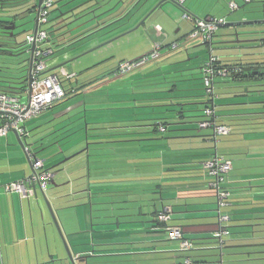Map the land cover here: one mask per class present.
Wrapping results in <instances>:
<instances>
[{"label": "crops", "instance_id": "crops-1", "mask_svg": "<svg viewBox=\"0 0 264 264\" xmlns=\"http://www.w3.org/2000/svg\"><path fill=\"white\" fill-rule=\"evenodd\" d=\"M222 1L224 0H193L190 4L189 0L184 2L185 12L192 16H218L226 19V23L220 26L211 41L205 43L201 39L199 44L197 41L192 42L193 48L204 45L203 48L208 53L201 57L197 66L193 63L192 66L202 67L211 55L227 64L264 62V56L257 49L264 41V0H252L250 3L237 0L240 5L235 10H231L229 4ZM253 2L258 3L252 5ZM165 5L161 6L164 10L171 9L175 16L177 15L174 7ZM168 14L163 18L167 28L182 23L178 16L171 17V14ZM189 25L192 29L193 24L190 21ZM180 30L181 27L176 33ZM162 33L155 32L149 47L130 55L131 57H123L120 61L132 60L149 53L155 42H163L162 38H168V34ZM190 44L186 46L189 47ZM189 49V55L201 53L198 49ZM165 53L167 52L164 51L163 54ZM244 53L255 55L248 56L243 55ZM262 66L264 67V64ZM263 73L264 69L258 73L246 72L244 76L234 75L216 80L215 90L218 98L214 107L217 120L233 127L227 136L215 135L212 129H205L206 131L200 133L169 136L181 137L178 139L138 142V146L133 144L134 152H127L126 146L131 144L126 141L112 145L104 144L102 150H95L94 146L91 154L113 152L119 158L118 176L113 179L117 183L118 194L98 195L108 200H95L94 189L96 181L103 182V186L105 182L107 185L112 184L110 177H96L95 158H90V150L84 152L83 149L81 159L84 161L87 157L86 166L82 162L81 166H74L65 171L60 181L70 183V191L66 194L67 197L73 195L64 201L66 204L58 206L59 210L70 209L69 217H64L68 211L63 215L61 213L60 223L64 229L69 225V233L66 235L71 258L67 253L64 254L62 239L46 216L40 192L30 199L21 198L18 193L4 192V184L23 178L31 173L32 168L25 166L21 151L15 146L17 136L13 131L0 137V264H176L187 255L191 256L196 264H264ZM118 79L121 80L120 77ZM83 80L80 78V81ZM60 102L29 121V133L31 129L28 125L31 122L41 118H49L48 120L55 122L60 114H66L62 111L58 114L56 111L55 108ZM78 106H84V110L87 108L85 103H79ZM85 119L93 120L87 116ZM41 125L42 123L38 122L37 126ZM121 132L119 131V134ZM85 133L89 136V133L96 135L99 132H89L86 129ZM100 133L108 140L112 139L111 130ZM119 139L126 140L127 137L120 135ZM107 147H110V151H105ZM169 147L210 148L206 150L210 154L220 153L230 158L233 168L224 184L230 192L226 204L219 207L216 192L209 195L204 188H196L188 193L179 190L165 194L154 192L150 190L152 182L148 183V176L144 174H138L134 190H128L126 164L148 163V160H133L132 155L140 150L155 151ZM79 148L81 147L75 150ZM153 162L150 159L149 163ZM42 193L46 198L45 192ZM102 204H113L112 211L105 214ZM165 205L174 206L171 225L181 226L185 235L194 240L193 250L182 252L178 242L168 238L164 226L156 217V213ZM219 213L229 214L230 221L220 224ZM221 226L230 231V235L224 237L222 247L217 239V231Z\"/></svg>", "mask_w": 264, "mask_h": 264}, {"label": "rangeland", "instance_id": "rangeland-1", "mask_svg": "<svg viewBox=\"0 0 264 264\" xmlns=\"http://www.w3.org/2000/svg\"><path fill=\"white\" fill-rule=\"evenodd\" d=\"M53 1H54V5L50 9L49 23L43 26L45 29L49 31V40H50L49 43L55 49V55L53 56L54 58L52 62L56 61L57 62L56 65H59L56 69H53L52 71L59 72L61 70V67L63 66L66 67V69H68L69 71L78 74L80 78L84 79V81H88V80L98 81L102 79L103 80L107 79L109 75L111 74L113 75L115 67L118 65L121 58L131 57L130 55H135L136 53H139L143 48L145 49V47L147 48L150 46L151 41L153 42V36L155 35V32H157L155 31L154 28L157 24L163 27L164 29L162 33L163 35L168 34V38H165V40L164 38H162L161 40L163 41V43H165V47H164L165 52L173 53L172 56L173 60L176 59L189 60L190 59L189 56H191L189 62L193 63L194 66H197L199 61H201L202 59L201 57L204 56L205 54H208L206 52V49L203 48L204 45L195 46L194 48L191 46L193 45L192 44L193 41H197L198 44L201 43L202 42L201 38H195L192 40H187L186 42H181L191 31L189 21L184 19V13H185L184 4L180 6L178 3H174L172 1H167L166 5L164 3L165 6L174 7L177 12L176 16H178L179 19L182 20V23H177L176 25H171L169 28H167V26H164L163 18L168 13L171 14V17L173 16L176 17L175 13L171 11V9L164 10L163 7L153 11V9L157 4V0H150L147 3H144V5L135 7L125 16L123 14L118 15L117 16L118 18L120 17L123 19L115 23H113L114 22L113 20H116L118 18L108 19L106 23L107 27L93 33L92 35L88 36L87 38L81 41L75 42L71 45L70 43H65L63 41L62 43L60 42L57 45L56 43H58L59 41L57 36L58 34L62 33L61 31L60 33L55 31L61 19L59 17L60 7L67 0H63V1L53 0ZM79 1L81 0H76L73 3V5L77 4ZM192 1L193 0H189L188 3L190 4ZM224 1L227 2L228 4L230 2V0H224ZM234 1L236 2L237 0ZM257 3L258 2H253L252 5H256ZM37 4H38V0H7L6 1L4 12L10 14L11 18L15 20L16 39L19 43H22V46L26 45L25 43H26L27 35L31 33L32 30H34L33 28L35 26V19L37 15ZM167 10H169V12ZM165 12L167 14H164ZM78 23L79 22H76V24ZM109 23L111 25H108ZM180 27H181L180 32L176 33V30ZM173 40L180 41L181 43L177 49L169 50V47L171 46ZM189 43L191 44L189 45V47H187ZM186 48L187 49L190 48L189 50L192 51L198 49L199 51H201V53L192 56V54L191 55L187 54ZM152 49H153V45H152ZM257 49L260 50L261 53L263 54L262 56H264V46L259 44L257 46ZM24 50L25 49H21L18 51L21 52ZM27 58H28V53H24L22 55H19V57L17 58L6 57L4 60L7 63H12L18 61L17 59H21L18 62L24 61L23 63L25 64L26 63L25 60H27ZM53 67L51 66L50 69H52ZM2 74L20 78L23 75H27V72L22 70L10 69V71L2 72ZM118 80L110 79L104 82L103 84L94 87L90 90H87L85 92H81L82 88L79 89L80 92L79 94L75 95L73 92L68 96H66L63 99V101L62 100L61 102L59 101L60 103L55 108L56 111L58 112V114H60V111L65 112L66 114H60V117L56 118L55 122H53L54 120L52 121V119L51 121L48 120L49 118H41L38 121L31 122L28 125L31 131L29 137L27 138V143L35 146L37 156L42 160H44L45 170H48L50 173L54 174L53 180H50L48 189L45 191L46 198L43 196V193L40 189L38 191L40 192L39 194L42 197V204L45 208L46 216L51 222V226H54L58 234L60 235L58 228L53 220V215H52V210H53L54 214L58 219V222L60 224V227L67 242H68V238L66 234L69 233V225H66L64 229L63 228L64 226H62V224L60 223V216L61 213L63 215L65 214L66 211H68L64 217H66V215L69 217L70 209L59 210L58 206L60 204L62 205L66 204V202L64 201L67 198L72 197L73 195L71 194L69 197H67L66 194L69 193L70 191V183H67V181L66 182H60V181L62 180L63 178L62 175L64 174L65 171L71 170L74 166L76 167L81 166L82 162H84V165L86 166L85 163L87 161V157H85L83 161L81 159L82 153H79L57 167H54V165L62 161L64 158L71 156L77 152H80L83 149H85L84 152L89 151L87 150L88 149L87 147H89L87 138H89L90 141L99 139V136L96 137V135L92 133H89V137L88 135H86L85 133L86 129L84 128V122H85L84 114L86 115L87 113L86 115L87 118L111 119V118H121L120 115H122L123 113L127 114L132 111V109H126L124 107L119 106L120 104L119 102L117 103L111 102L112 101L111 99H114L116 97H121L120 95L118 96V94H120L119 91L121 90L113 89L114 88L113 85ZM64 85H66L67 87L73 86L69 80H65ZM15 86H17L21 91L22 89L27 87V82H24L22 84L20 83L19 85H15ZM23 96L24 98H27L25 94H23ZM79 103H82V105L85 103L87 105L88 111L86 113L84 111V106L83 107L78 106ZM109 106H111V108ZM79 110H81V112ZM137 110L139 111V109ZM38 122L42 123L40 127L37 126ZM201 131L204 132L206 130L200 129L198 123H188L185 125H177V127L171 125L168 131L166 132L150 131L149 133L125 134L123 136L134 139L143 138L150 135H152L153 137H162V136L169 137V136H174L176 134L187 135L189 133H200ZM127 144H131L126 146L127 152H134L135 145L133 144H136L138 146V142H130ZM15 146L17 150L21 151L23 159L25 160V166L29 169L30 165L28 163V158L22 146L18 143L17 137H16ZM77 147H81V148L75 150ZM93 148L94 145H90V153H93L94 151ZM109 148L108 147L105 148V151L107 150L110 151ZM130 165H132V163L130 162L126 164L127 169L128 166ZM85 170L87 173V168ZM101 191L96 190L95 187L94 189V192L96 194L95 200L97 201H100L102 199L108 200V198H101L102 196L101 197L98 196L101 194V193L98 194ZM115 194L118 193H112L111 195L113 196ZM112 199L113 197L110 198V200ZM56 200H59L61 202L57 203ZM103 206H104L105 214H109V211L110 212L112 211L113 204H104ZM62 242H63L64 254L67 253L69 256V243L67 248L66 245L64 244L63 239Z\"/></svg>", "mask_w": 264, "mask_h": 264}, {"label": "trees", "instance_id": "trees-1", "mask_svg": "<svg viewBox=\"0 0 264 264\" xmlns=\"http://www.w3.org/2000/svg\"><path fill=\"white\" fill-rule=\"evenodd\" d=\"M56 44L58 45V43ZM172 56V52L165 53L159 58L127 74L115 75L113 72V75H109L108 78L104 80L80 81V76L77 74V76L70 81L73 86H64L67 91L66 96L73 92L76 95L80 93L79 89L81 88V92H85L110 79L118 80V77L121 78V80L115 82L114 85L116 86L113 85V89L121 90L119 91L120 94H118V96L120 95L121 97L111 99V102H119V106L132 109V111L127 114H119L121 118H111L110 120L106 118L105 120L103 118H92V121L85 119V129L99 132L98 135L96 134V137L99 136V139L90 141L89 138H87L89 145L88 150H90V145L96 146V148H94L95 150H102L104 149L102 145L110 143L178 139L181 137L162 136L137 139L127 138L124 140L119 139V136L143 132L149 133L150 131L166 132L171 125L177 127V125H185L188 123L199 124L200 121L204 119L203 111L205 107L210 105V100L208 99L204 86L203 66H192V63L189 62L191 58L189 60H173ZM217 63L220 66L239 65L244 68V64L241 62L227 64L223 63L218 57ZM245 74L246 72L243 70L241 73L234 75L244 76ZM26 78L27 75L21 76L19 82H26ZM19 82L13 84L19 85ZM0 89L10 93L20 92L17 86L14 88L0 84ZM109 107L111 108V106ZM137 109H139V111ZM84 111L87 112L88 109L86 108ZM161 126L165 128V131L160 129ZM105 130H111L110 135L112 139L108 140L103 137L105 135L100 132ZM119 131H122L121 134H119ZM113 149L112 146V150ZM207 149L210 148L169 147L163 150L138 151L137 154L132 155V159L148 160V163L143 165H133V163L128 166V190L133 191L134 184L138 177L137 175L144 174L148 176L146 179L148 183L152 182V188L150 187V190L154 192L158 191V193L165 194L179 190V192L188 193L190 190L196 188H204L207 190L206 194L214 195L216 190L210 185L211 178L202 168V162L213 155L207 152ZM89 156L90 158H95L94 170L97 173L96 177H110V183H112L107 185L105 184L107 182H105L103 186V182L96 181V190H102L98 194L104 193L111 195L112 193H118L117 183L113 181V179L118 176L120 168L117 154L113 152H96L94 154L90 153ZM150 159L154 161L152 164L149 163ZM155 160H157V162ZM171 206L174 211V206ZM161 210L156 213V217Z\"/></svg>", "mask_w": 264, "mask_h": 264}, {"label": "built area", "instance_id": "built-area-1", "mask_svg": "<svg viewBox=\"0 0 264 264\" xmlns=\"http://www.w3.org/2000/svg\"><path fill=\"white\" fill-rule=\"evenodd\" d=\"M186 0H178L183 5ZM244 3H250L252 0H243ZM53 0H42V4L38 10L39 28L36 32H31L26 37V44L30 48L35 44L33 52V68L31 72L32 81L27 87L19 93H10L0 89V137L7 136L10 131H17L18 135L25 144L24 151L31 161L32 171L23 178L7 182L3 185L5 193H18L21 198H32L38 195L39 189L45 192L48 189L50 180H53L54 174L45 170L44 160L37 156L35 149L31 144L27 143L30 133L27 124L34 118H37L55 103L63 100L67 91L65 89L64 80H73L77 74L69 71L66 67H61L59 72L52 71L51 66L57 64L52 62L55 55V49L49 43V31L43 26L49 23L50 9L53 7ZM239 4L235 1L229 2V8L235 10ZM184 19L193 24V28L189 34L181 41L186 42L194 38H201L204 42L212 40L220 26L226 23L225 17L208 16L205 18L195 17L189 13H184ZM155 30L163 32L161 25L157 24ZM180 41L172 42L169 47L175 50L181 43ZM264 46V41H263ZM165 44L163 42H155L153 49L136 59L121 60L115 67V75L127 74L136 68H139L162 55ZM51 60V61H50ZM243 68L239 65L220 66L217 63V57L211 55L202 67L204 86L206 94L210 100V105L205 107L203 111L204 119L200 121L199 127L204 129H212L214 134L227 136L232 132V126L220 123L217 120L214 102L218 98L215 90L216 80L239 74ZM23 94L27 96L24 98ZM165 131L163 126L160 127ZM202 168L210 176V185L217 192L218 205L221 207L226 204L230 192L224 186L227 176L233 168L232 160L227 156L215 153L202 162ZM173 207L171 205L164 208L157 214V219L164 225L169 239L177 241L180 251H191L195 248L194 241L185 235L184 229L178 225H171L173 219ZM230 215L227 213H219V222L230 221ZM230 231L227 227L221 226L217 231V239L220 247L223 246L225 236H229ZM177 264H195L191 256L185 258Z\"/></svg>", "mask_w": 264, "mask_h": 264}, {"label": "water", "instance_id": "water-1", "mask_svg": "<svg viewBox=\"0 0 264 264\" xmlns=\"http://www.w3.org/2000/svg\"><path fill=\"white\" fill-rule=\"evenodd\" d=\"M59 1H63V0H59ZM75 1L76 0H67L60 7V14H59L60 18L68 15L67 19L68 18L69 19L73 18V19L70 22H68L66 25H64L60 28H56L55 31L60 33V31L65 29L67 26L74 24L76 22H79V21L80 22L78 24H76L75 26H73L72 28L58 34V36H57L59 39L58 44L60 42L62 43L64 41L65 43H70V45H71L75 42L81 41V40L87 38L88 36L92 35L93 33L107 27L106 23H107L108 19H110V18L116 19V18H118L117 16L121 15V14H123L125 16L127 13L132 11L133 8L144 5V3H147L150 0H81L77 4L73 5V3ZM167 1H172L174 3L179 4L178 0H157V4H156L155 8L153 9V11L160 8ZM41 4H42V0H38L37 10H39ZM66 7L68 9H66L64 11L63 8H66ZM38 21H39V16L37 14V17L35 19V26H34L33 32H36L39 28ZM144 21H145V19H144ZM108 25H111V24L109 23ZM15 28H16L15 24H13L11 26H7V29L11 30L10 37L13 38V41H12L13 45L11 48L14 50H19L20 47L22 46V43H19L16 39V35H14ZM255 40H258V39H255ZM248 41H250V40H248ZM34 50H35V44H33L30 48L25 49L24 51H21V52L17 51L15 54H12V55H4V54L0 53V60L2 61L3 58L5 59L8 56L17 58V57H19V55H22L24 53H30L31 54V64L28 67L27 78H26V80L28 81V84L30 85L31 81H32L31 72H32L33 61H34L33 60ZM260 54L263 55L262 53H260ZM243 55L249 56V55H255V54L254 53H244ZM23 62L24 61L7 63L5 60H3L1 62L2 65H0V84L15 88L16 86H13V85H15L13 83H18L19 77L16 78L14 76L4 75V74H2V72H8V71H10V69L26 71L25 69H23V66H21ZM6 63L9 65H6ZM263 64H264V62H258L255 64L254 63L244 64L243 70L245 72H248V73H252V72L258 73L260 70L264 69V67L262 66ZM14 65H16V66H14ZM19 83H23V82H19ZM13 132L17 136L18 143L24 149L25 144L22 141V139L20 138V136L18 135L17 131L14 130ZM87 148H89V147H87ZM82 151L77 152L71 156L64 158L62 161H60L59 163L54 165V167H57V166L65 163L66 161H68L69 159H71L72 157L77 155L78 153H81ZM28 162L31 166V161L29 158H28ZM52 215H53L54 223L58 228V231H59V233H60V235L64 241V244L68 248V242H67V240H66V238L62 232V229L60 227L58 219H57L56 215L54 214L53 210H52ZM69 257L71 258L70 251H69Z\"/></svg>", "mask_w": 264, "mask_h": 264}, {"label": "flooded vegetation", "instance_id": "flooded-vegetation-1", "mask_svg": "<svg viewBox=\"0 0 264 264\" xmlns=\"http://www.w3.org/2000/svg\"><path fill=\"white\" fill-rule=\"evenodd\" d=\"M6 1L7 0H0V53L4 54V55H12V54H15L18 50H14L11 48L13 45V43H12L13 38L10 37L11 30L7 29V26H11L13 24L16 25V23H15V20L11 18L10 14L4 12ZM66 9H68V8H64L63 10L65 11ZM37 14L39 16L38 10H37ZM36 17H37V15H36ZM67 17H68V15L61 17L60 23H59L57 28H60L64 25H66L68 22H70L73 19V18L67 19ZM122 19L119 17L118 19L113 20L114 21L113 23L120 21ZM49 20H50V18H49ZM75 25H76V23L71 24V25L67 26L65 29L61 30V32H64V31L72 28ZM14 35H15V30H14ZM27 48H28V46L26 44L25 46H21L19 50L27 49ZM3 60H4V58L2 59V61ZM17 60L19 61L21 59H17ZM2 61L0 60V65H2L1 64ZM18 61H15V62H18ZM25 62L26 63L25 64L22 63L21 66H23V69H25L26 70L25 72H27L28 67L31 64V54L30 53H28V58ZM6 65H9V64L6 63ZM14 66H16V65H14Z\"/></svg>", "mask_w": 264, "mask_h": 264}]
</instances>
